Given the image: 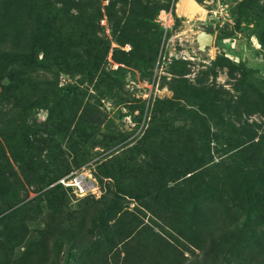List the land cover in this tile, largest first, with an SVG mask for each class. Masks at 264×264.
Listing matches in <instances>:
<instances>
[{"label":"rangeland","instance_id":"374dc122","mask_svg":"<svg viewBox=\"0 0 264 264\" xmlns=\"http://www.w3.org/2000/svg\"><path fill=\"white\" fill-rule=\"evenodd\" d=\"M50 1L0 11V264H264V0Z\"/></svg>","mask_w":264,"mask_h":264},{"label":"trees","instance_id":"16d2710c","mask_svg":"<svg viewBox=\"0 0 264 264\" xmlns=\"http://www.w3.org/2000/svg\"><path fill=\"white\" fill-rule=\"evenodd\" d=\"M8 6L24 7V9L26 10L28 14V17L33 25V28H32L33 37L30 42L31 44L29 43L27 45V48L29 49H33L38 44H40L38 37L37 38L35 37V33L36 35L38 33L37 21H39L40 17H43L44 21H47L55 17L56 13L58 14L57 10L54 9L50 0H0V11L1 9H4L5 7H8ZM42 12H43V15L41 14ZM157 25L159 26L160 29H163L158 23ZM51 29L52 28H48V31ZM6 36H7V31L4 28V26L0 24V65H2L5 62L4 60L6 58L7 61L9 59V63L12 64L14 69L17 68L18 66L20 67H18L17 69H20L21 67H25L26 62H27L26 60L11 59L9 58L8 54L2 50L1 47L5 43ZM45 38L50 40V38H52V31L48 33V36L45 35ZM0 70H4V68L0 67ZM0 75H1V72H0ZM242 151H243L242 149H239L238 152H242Z\"/></svg>","mask_w":264,"mask_h":264},{"label":"bare ground","instance_id":"6f19581e","mask_svg":"<svg viewBox=\"0 0 264 264\" xmlns=\"http://www.w3.org/2000/svg\"><path fill=\"white\" fill-rule=\"evenodd\" d=\"M176 13L178 16L191 18L201 13V10L200 7L197 6L193 0H178L176 3ZM79 182L82 181L79 180ZM83 184L85 185L86 188L88 187L86 183L83 182Z\"/></svg>","mask_w":264,"mask_h":264},{"label":"water","instance_id":"95a60500","mask_svg":"<svg viewBox=\"0 0 264 264\" xmlns=\"http://www.w3.org/2000/svg\"><path fill=\"white\" fill-rule=\"evenodd\" d=\"M193 39L196 44L197 50L201 53L204 52L207 47H210L212 43V35L204 31H196L193 34Z\"/></svg>","mask_w":264,"mask_h":264},{"label":"built area","instance_id":"2783aa9c","mask_svg":"<svg viewBox=\"0 0 264 264\" xmlns=\"http://www.w3.org/2000/svg\"><path fill=\"white\" fill-rule=\"evenodd\" d=\"M156 22L163 28L165 29L168 26V23L170 22V16L168 14H166L165 12L161 11L158 13L157 18H156ZM62 182V181H60ZM74 183V187L82 192V188H85V185L83 184V182H78Z\"/></svg>","mask_w":264,"mask_h":264}]
</instances>
